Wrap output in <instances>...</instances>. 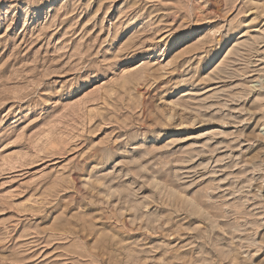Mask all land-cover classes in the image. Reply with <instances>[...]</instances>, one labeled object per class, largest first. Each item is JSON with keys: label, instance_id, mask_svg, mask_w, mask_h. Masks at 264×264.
I'll use <instances>...</instances> for the list:
<instances>
[{"label": "rangeland", "instance_id": "obj_1", "mask_svg": "<svg viewBox=\"0 0 264 264\" xmlns=\"http://www.w3.org/2000/svg\"><path fill=\"white\" fill-rule=\"evenodd\" d=\"M0 264H264V0H0Z\"/></svg>", "mask_w": 264, "mask_h": 264}]
</instances>
